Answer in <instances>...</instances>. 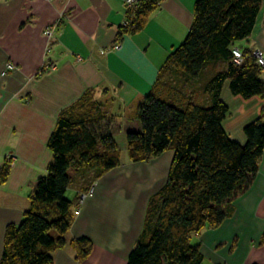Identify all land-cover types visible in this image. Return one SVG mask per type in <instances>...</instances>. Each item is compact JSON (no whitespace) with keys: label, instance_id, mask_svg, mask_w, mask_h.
Returning <instances> with one entry per match:
<instances>
[{"label":"crops","instance_id":"0c3cea01","mask_svg":"<svg viewBox=\"0 0 264 264\" xmlns=\"http://www.w3.org/2000/svg\"><path fill=\"white\" fill-rule=\"evenodd\" d=\"M195 2L163 0L142 30L117 41L127 23L126 0H0V171L10 165L0 183V263L8 225L22 222L38 180L48 173L54 156L48 142L60 114L91 92L116 142L119 134L127 138L128 132L140 131L138 104L186 38ZM49 27L51 38L44 33ZM235 47L264 52V0L252 34ZM9 63L16 68L4 74ZM202 81L194 82L196 88ZM221 98L229 106L226 131L245 143L244 127L261 114L264 97L236 95L226 81ZM173 156V150L137 162L121 156L117 167L98 178L94 171L72 169L68 190L71 200L82 203L67 238L87 237L93 248L79 259L76 246L68 243L53 252L52 264H127ZM89 179L91 191L83 197ZM228 209L221 225L193 237L203 264H264V153L252 186Z\"/></svg>","mask_w":264,"mask_h":264},{"label":"trees","instance_id":"16d2710c","mask_svg":"<svg viewBox=\"0 0 264 264\" xmlns=\"http://www.w3.org/2000/svg\"><path fill=\"white\" fill-rule=\"evenodd\" d=\"M162 1L144 0L129 8L117 41L142 30ZM262 6L263 0H196L186 38L138 104L141 130L127 133L130 159L149 160L168 150L174 156L166 183L149 201L127 264H203L194 235L221 225L229 203L252 186L264 153V109L246 124L247 140L241 143L223 125L229 106L221 92L229 81L236 95L264 97V68L253 51L242 49L241 65L233 53L235 43L252 34ZM202 78L196 88L194 82ZM106 120L91 92L60 114L48 142L54 154L48 173L38 180L22 222L8 225L0 264H52L53 252L68 243L76 246L77 258L89 255L91 239L67 238L78 201L66 192L74 182L71 169L94 171L98 178L120 164L121 150ZM9 173L7 163L0 183Z\"/></svg>","mask_w":264,"mask_h":264},{"label":"built area","instance_id":"2783aa9c","mask_svg":"<svg viewBox=\"0 0 264 264\" xmlns=\"http://www.w3.org/2000/svg\"><path fill=\"white\" fill-rule=\"evenodd\" d=\"M140 1H144V0H126V3H127V6L129 8H132L134 6H136V4ZM53 32H54V29L53 27H49L45 30V36H47L48 38H51L53 36ZM120 47V43H116L114 45V48H119ZM233 53H234V62L237 64V65H241L243 62H244V55H243V51L241 48H238V47H235L234 50H233ZM253 55L255 56L256 60H257V63L259 64L260 67L264 68V52L257 48L256 50L253 51ZM78 59H82L80 56H78ZM49 66L47 65L46 68H48ZM51 68H55V66H50ZM16 66L13 64V63H9L7 64V67L4 71V74H7L9 71H12V70H15ZM13 159L14 157L11 156V158L9 157V160L11 163H13ZM90 192H88L87 194H89ZM87 194H84L83 197H85ZM81 203L82 201H80L79 205L76 207V210H75V214L76 215H79L80 212H81Z\"/></svg>","mask_w":264,"mask_h":264},{"label":"rangeland","instance_id":"374dc122","mask_svg":"<svg viewBox=\"0 0 264 264\" xmlns=\"http://www.w3.org/2000/svg\"><path fill=\"white\" fill-rule=\"evenodd\" d=\"M238 42V41H237ZM262 71H264V69L262 70ZM204 77H205V75H204ZM203 77V78H204ZM117 143H118V145H119V148H120V150H121V156L124 158V159H128L129 158V153H128V142H127V138H126V136L125 135H122V134H119L118 136H117ZM70 172H72V169L70 170ZM90 181V179L86 182V184L84 185V187L85 186H87V185H91L92 184V182L90 183V184H88V182ZM92 186V185H91ZM91 186H90V188H91ZM91 190L89 189L88 191H86L85 192V194H87L88 192H90ZM72 191H70V190H67V192H66V197L67 198H70V199H72L73 198V193H71ZM76 210V209H75ZM77 216V215H76ZM255 263H257V262H255ZM205 264H207V263H205Z\"/></svg>","mask_w":264,"mask_h":264}]
</instances>
